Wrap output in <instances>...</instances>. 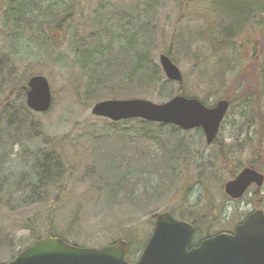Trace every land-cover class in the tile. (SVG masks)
Instances as JSON below:
<instances>
[{"label": "trees", "instance_id": "obj_1", "mask_svg": "<svg viewBox=\"0 0 264 264\" xmlns=\"http://www.w3.org/2000/svg\"><path fill=\"white\" fill-rule=\"evenodd\" d=\"M105 1L5 0V4L0 5V35L8 43V52H5L6 54L2 58L0 57V96L2 98H0V158L2 164L9 155L6 148L8 143L4 138L11 140L12 146L22 145V138L25 137L30 141L36 140L38 132L44 129L35 119L36 113L26 105L28 80L33 75L41 73L40 71L31 72L29 79L27 75H20L18 79L11 82L10 74L16 69L11 61L16 59L19 49L30 51L26 45H35L33 47L41 52H46V58L50 60L51 64L62 63L64 59L62 60L57 49H60V41L63 38L61 30L64 25H68L67 21L71 24L77 22L84 26L82 31L75 30L74 58L71 62V71L67 72L76 101L82 107L91 109L94 104L102 101L99 99L103 94L106 92L119 94L126 85L136 88L142 93L150 92L156 95L160 101H168L176 95L191 96L184 88L185 82L179 85L176 91L175 83L166 78L160 63L155 61L157 56H153L159 48V44H164L167 41V19L162 21L159 15L160 8H158L162 0H135L129 1L133 3L131 6L122 7L120 5L112 8H109L107 3L104 4ZM115 1L119 2L118 4L125 2V0ZM234 1L237 5H233L235 8L231 7V11L222 7H219L221 10L210 8L203 11L202 0H177L175 5L182 12L178 22L183 20L185 12L189 15L195 13L189 17L197 15V19L195 18L197 23L186 35L182 34V23L175 25L167 55L177 65L178 59L175 53L194 49L193 55H189V57L193 61L194 69L196 68L194 73H196L198 86L215 90L218 94L231 86L234 87L235 94L231 96L228 91L223 95V99L230 101L231 108L234 105L249 106L247 121L250 124L256 123L257 129L256 125H253V130H249L250 132L247 133L245 144L254 155V159L247 166H253L264 172V109L262 108L264 100V36H250L247 44L239 43L245 32L251 33L257 25L264 27V0ZM93 4L95 6L91 8L90 6ZM259 17L262 20H258ZM191 18L190 22H192ZM128 27H134L135 32L131 35L122 33L123 30L129 29ZM204 44H208L212 53L216 55L232 50L243 61L242 70L229 85L226 83V77L227 74L233 72L230 61L219 58L215 63H208V56L204 55L202 49ZM1 63L4 64V67L1 66ZM109 81H111L110 84ZM4 86H6V91H4ZM102 88L108 89L102 91ZM6 92L8 93L5 95ZM203 103L209 105L205 99ZM102 120L104 125L101 129L93 124L86 128L89 138L95 141L94 147L97 145L105 147L108 145L107 139L127 135L125 136L127 137L126 142L133 146L130 149L137 148L140 165L148 164L149 157L154 154L152 162L153 164L157 162V153L150 152L149 147H147L148 154L141 149V143L148 142L158 146L165 153L163 160H166L170 166L168 171L173 175V182L175 180L180 185L179 177L191 173L189 169L193 166L191 160L194 157L191 153L192 146L178 140L179 142H171L176 144L172 149L168 148L166 141H163V135L167 131L172 130L180 133L181 129L172 125L150 123L140 119L119 123ZM196 131L204 136L201 129ZM252 135H255L254 139L251 138ZM44 144V149L39 150L35 155L37 161L33 170L32 183L29 185L30 193L26 197L27 202L29 201L28 204L43 206L45 209L47 208V212L43 213H51L45 219L49 237L56 236L63 239L61 235L54 233L53 216L60 208L62 203L60 199L69 195L71 185L74 189L88 186L87 194L94 195L96 201H98V197L104 196L105 200H111L110 203L115 202L118 206L132 205L134 208L142 206L143 199L137 195V192L144 180L143 174H146L148 170L140 169L136 173L137 176L131 171L119 177L118 180L106 182L99 175L94 176L91 173L93 172L92 168L86 167L81 176L74 177L73 173L81 162L75 159L73 165L69 167L63 148L60 149L58 144ZM213 145L218 151L216 154L221 168L232 167L233 171L231 172L236 173L240 166L232 165L225 145L217 140ZM107 149L111 160H114L116 158L114 149ZM74 151L77 153L79 149L75 147ZM103 152L101 150L95 157L100 159ZM213 158L215 159V155ZM124 165L129 166L130 161H124ZM200 170L202 171L200 176H202L204 174L202 167ZM151 171L154 172V170ZM151 171H148L150 175H152ZM93 178L100 180V185L92 184ZM163 183H165L164 188L175 187L177 194L181 192L180 187L178 188L173 183L168 184L166 181ZM160 190L159 186L153 196L160 198V194H165L163 189L159 193ZM144 192L145 196L149 198L150 193L145 189ZM188 192L184 197L182 196L183 200L180 204L181 208L189 213L187 214L189 217H186L185 213H181L178 215L179 219L192 224H200L199 221L204 219L211 223L215 222L218 216L210 217V213H198L194 219L192 214L198 207L192 205L187 210L189 206L186 201ZM115 199L117 200L115 201ZM0 200L3 201L1 197ZM80 210L81 205L75 210V213H80ZM170 213L177 216L175 211H170ZM156 215L154 213L150 217L153 226ZM75 218H78V215ZM29 224L27 226L30 227L32 237L39 235V227L32 226L31 221ZM40 238H35L33 241L36 242ZM63 240L70 243L66 239ZM2 244L3 241L0 246ZM132 255L131 253L129 258Z\"/></svg>", "mask_w": 264, "mask_h": 264}, {"label": "rangeland", "instance_id": "obj_2", "mask_svg": "<svg viewBox=\"0 0 264 264\" xmlns=\"http://www.w3.org/2000/svg\"><path fill=\"white\" fill-rule=\"evenodd\" d=\"M129 1L135 0H125L123 3L120 2V4L115 0H106L103 3H107L108 7L112 8L120 5L122 7L131 6L133 3ZM176 1L162 0L158 5L162 21L167 19V41L164 44H159V48L153 55L157 56L155 59L157 63H159L161 55H167L170 48L169 41L173 35L175 25H181L182 23V34L186 35L197 23V15L192 18L189 17L195 13L189 15L185 12L183 13L185 16L183 20L178 22L182 12L175 5ZM3 4H5V0H0V5ZM233 5H237L234 0H202L203 11L210 8L221 10L219 7L231 11V7L235 8ZM94 6L93 4L90 7L94 8ZM190 18L192 22H190ZM258 20H262V18L259 17ZM256 22L259 23L258 21ZM66 23L68 25H64L61 30L63 38L60 41V49H57V52L61 54L62 60L64 59L62 63L51 64L50 60L46 58V52H41L33 47L35 45H26L30 51L19 49L16 59L11 61L16 67L14 72L10 74L11 82L18 79L20 75H27L29 79L30 73L37 71H40L42 75L48 78L53 92V106L49 113L35 115L40 127L44 128L43 131L40 130L38 132L36 140L30 141L24 137L22 138V145L12 146V141L4 138L6 143H8L6 148L9 155L4 164L1 163L0 158V197L3 199V201L0 200V243L3 241L0 246V264L11 262L13 257L18 256L21 250L33 244L35 238L49 237L45 219L51 213H43L47 212V208L45 209L43 206L28 204L29 201L27 202L26 197L30 193L29 185L32 183L33 170L37 161L35 155L39 150L44 149V143L58 144L60 149L63 148L69 167L73 165L75 159L81 162L73 173L74 177L81 176L85 172L86 167L92 168L91 171L93 170V172L91 173L94 176L99 175L106 182L118 180L119 177L131 171L137 176L136 173L140 169L145 171L154 170V172L151 171L152 175L148 171L143 174L144 180L137 192V195L143 199L142 206L136 208L132 205L118 206L114 200H112L114 203H110L111 200H105L104 196L98 197V201H96L94 195L87 194L88 186L74 189L71 185L69 187V195L60 199L62 202L60 208L57 213H54L53 230L56 235H61L63 239L78 246L103 248L107 245H112L120 239H124L131 245L133 254L131 259H137L153 233L154 226L152 221H150V217L154 213L175 211L177 219H179L178 215H181V213H185L186 217H189L187 215L189 213L184 208L182 209L180 204L187 191H189L186 197V201L189 204L187 210L192 205H197L198 209L203 205H206L208 210L218 209V213L209 214L210 217L212 215L213 217L218 216L215 222L211 223L207 219L199 221L200 224H197V226L199 225L202 231L199 229L198 238L234 230L255 207L258 209V206H260L264 210V186L256 194L255 189H252L245 195L244 199L238 201H231L224 193V185L232 180L234 176H237L254 159V155L251 154L249 147L245 143L247 142V133L253 130V125H256L257 129V124L248 123L250 109L247 105H234L230 109L217 137V141L224 144L227 148L226 152L231 159L232 165L240 166L236 173L231 172L233 171L232 167L221 168L218 155L216 154L218 152L216 147L207 145L205 137L196 130L191 132L182 131L180 133L169 130L163 135V141L167 142L168 148L174 149L176 144L171 142H179L178 140L192 146L191 153L194 157L191 160L193 166L189 169L191 173H188L187 176L181 175L179 177L180 185L175 180L173 182V175L168 171L170 166L166 160H163L165 153L158 146L151 145L148 142L141 143V149L145 150L147 154V147L150 148V152L157 153L156 164L152 162L154 154L149 157L148 160L150 162L143 165L139 164L137 148L134 147V150H131L132 145L130 146L126 142L127 137L125 136L127 135L106 138L108 145L105 147L98 145L94 147L95 141L89 138L86 128L88 125L93 124L101 129L104 125L103 120L92 115V108L82 107L77 103L73 86L69 81L70 76L67 73L71 71V62L74 58L73 39L75 30L82 31L84 26L77 22H72L71 24L67 21ZM134 32V27L122 31L126 35H131ZM254 35L264 36V27L257 25L251 33L245 32L239 43L247 44L248 38ZM7 49L8 43L0 35L1 58L6 54L5 52H8ZM202 49L204 55L208 56V63H215L219 58H225L230 61L233 72L229 75L227 74L226 83L227 85L232 83L243 68V61L238 57L237 53L229 50L216 55L212 53L208 44L202 45ZM193 51L194 49L191 51H177L178 54L175 53L178 59L177 65L185 79L184 88L187 94L191 95L188 97L198 98L201 101L205 99L210 106H214L220 99H223V95L228 91L231 96L234 95L233 86L218 94L215 90L197 85L196 73H194L196 68L194 69L193 61L189 57V55H193ZM3 65L1 63L2 67H4ZM110 83L111 81H109ZM178 88L179 84L175 83L176 91ZM107 89L102 88V91ZM4 91H6V86H4ZM114 99H145L156 104L165 102L158 100L156 95L150 92L142 93L129 85H126L119 94L106 92L99 100ZM262 108L264 109V100L262 101ZM101 134L103 135L104 133ZM254 136L252 135L251 138L254 139ZM75 147L79 149V152L75 153ZM107 148L114 149L115 153L110 151L115 154L116 158L114 160L116 161L111 160L112 158ZM101 150L104 152L99 159L95 155ZM214 155L215 159L213 158ZM128 160L130 165H124V161ZM200 167H202L204 173L202 176H200L202 173ZM165 181L168 184L173 183L178 188L180 187L181 192L177 194L175 187L171 189L164 188L165 183L163 182ZM92 184L100 185V180L93 178ZM159 186L165 194H160V198H157L153 194ZM144 189L150 193L149 198L145 196ZM161 190L159 193H161ZM102 192L104 193V190ZM79 205H81L80 213H75ZM197 214H192L194 219H196ZM77 215L78 218H75ZM29 221H31L32 226L39 227V235L32 237L30 227L27 226L30 225Z\"/></svg>", "mask_w": 264, "mask_h": 264}, {"label": "water", "instance_id": "obj_3", "mask_svg": "<svg viewBox=\"0 0 264 264\" xmlns=\"http://www.w3.org/2000/svg\"><path fill=\"white\" fill-rule=\"evenodd\" d=\"M159 61L169 81L184 82L180 68L168 55H161ZM26 103L34 113L50 111L53 96L46 77L36 75L29 79ZM229 108L230 102L225 99L209 107L198 98L177 95L161 104L145 99L105 100L92 107V114L112 122L142 119L174 125L184 131L202 129L207 144L211 145L219 135ZM252 184L262 187L264 175L253 168H246L225 184L224 191L231 198L239 199ZM194 233V226L190 223L176 219L169 212H161L136 262L127 260L131 246L124 239L96 249L78 247L49 237L39 239L7 264H264V211L249 215L236 227L234 234H218L189 250Z\"/></svg>", "mask_w": 264, "mask_h": 264}, {"label": "flooded vegetation", "instance_id": "obj_4", "mask_svg": "<svg viewBox=\"0 0 264 264\" xmlns=\"http://www.w3.org/2000/svg\"><path fill=\"white\" fill-rule=\"evenodd\" d=\"M248 167H253V166H248ZM245 168H247V167H245ZM253 169H254V167H253ZM243 170V169H242ZM258 172H260V173H262L263 175H264V172H261V171H258ZM237 177V176H236ZM235 177V178H236ZM234 178V179H235ZM234 179H232V180H234ZM264 186V185H263ZM262 186V187H263ZM262 187H258L256 184H252L249 188H248V190H247V192L245 193V195L247 194V193H249L252 189H255V194L257 193V192H259L260 191V189L262 188ZM245 195L242 197V198H240V199H238V200H241V199H244L245 198ZM231 201H238V200H236V199H232V198H230V197H228ZM213 204V203H212ZM202 208H204V209H202ZM256 211H264L263 209H261L260 208V206H258V209H257V207H255V209L252 211V212H250L249 214H248V216L249 215H251L252 213H254V212H256ZM194 213H218V209H216V210H208L207 209V206L206 205H203L202 207H200V209H198L197 211H195ZM248 216L244 219V221L248 218ZM244 221H242L241 223H243ZM240 223V224H241ZM192 224V223H191ZM193 226H194V228H195V233H194V236H193V239H192V243H191V245H190V248H189V250H191V249H193V248H196V247H199L200 245H201V243L205 240V239H208V238H212L214 235H205L204 237H200V238H198V232H199V229L202 231V229L199 227V225L197 226V224H192ZM238 226V225H237ZM236 226V227H237ZM235 227V228H236ZM235 228H234V230H230V231H225V233H229V234H233L234 233V231H235Z\"/></svg>", "mask_w": 264, "mask_h": 264}]
</instances>
